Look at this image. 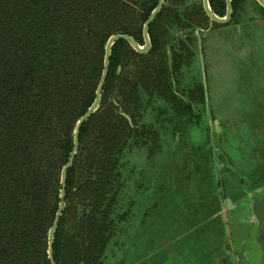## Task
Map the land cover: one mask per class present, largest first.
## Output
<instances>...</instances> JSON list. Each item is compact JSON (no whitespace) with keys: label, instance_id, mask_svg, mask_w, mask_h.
<instances>
[{"label":"trees","instance_id":"1","mask_svg":"<svg viewBox=\"0 0 264 264\" xmlns=\"http://www.w3.org/2000/svg\"><path fill=\"white\" fill-rule=\"evenodd\" d=\"M231 1L234 17L244 0ZM157 3L0 0V264H50L48 229L59 204L60 171L69 160L76 121L95 97L104 46L114 34H129L142 45L143 24ZM209 4L225 15V0ZM209 24L202 0H164L149 27L148 54L124 41L113 45L102 104L82 126L67 173L53 245L56 264H106L111 241L132 215V202L122 209L123 191L142 175L135 164L129 169L125 158L140 152L153 164L166 133L181 151L169 166H181L177 180L186 182L181 189L206 185L204 155L193 146L181 150L180 135L200 124L202 82L195 76L189 85L183 81L186 71L197 68L194 34ZM256 106L255 120L264 128V105ZM260 176L263 181L264 170L255 183Z\"/></svg>","mask_w":264,"mask_h":264},{"label":"rangeland","instance_id":"2","mask_svg":"<svg viewBox=\"0 0 264 264\" xmlns=\"http://www.w3.org/2000/svg\"><path fill=\"white\" fill-rule=\"evenodd\" d=\"M212 25L195 32L197 68L186 71L183 81L189 85L195 76L202 82L200 124L180 135L181 150L193 146L204 155L206 185L181 189L186 184L177 180L181 166L169 167L182 156L171 132L162 136L153 164L140 152L126 156L128 168L135 164L143 175L137 181L144 183L132 178L123 191L122 209L132 202V215L112 240L118 247L114 264H248L245 250L235 251L231 238H249L255 221L264 264V180L254 182L264 170V128L255 120L256 105H264V14L244 0L224 27ZM155 174L162 177L154 179Z\"/></svg>","mask_w":264,"mask_h":264},{"label":"water","instance_id":"3","mask_svg":"<svg viewBox=\"0 0 264 264\" xmlns=\"http://www.w3.org/2000/svg\"><path fill=\"white\" fill-rule=\"evenodd\" d=\"M257 4L264 8V0H255ZM164 0H158L157 5L152 10L148 18L145 20L143 27H142V38H143V44L140 45L132 36L129 34H114L111 35L105 46V54L103 59V71L102 75L100 77V80L98 82L97 89L95 91V97L92 101V105L88 108V110L80 116V118L76 121L75 129L73 132V147L71 150V153L69 155V160L65 163V165L62 167L60 171V189H59V204L56 210V215L53 220L52 225L48 229V239H47V249H48V258L50 261V264H56L54 260V241H55V235L56 230L58 228V224L60 222V219L62 217V211L65 207V191H66V185H67V173L69 169L73 166L74 160H75V154L77 152L78 146H79V134L82 126L87 123L89 118L99 110L101 106V99H102V93L103 89L105 87V82L107 80L108 74H109V64H110V58L112 54V47L113 45L118 41H124L128 43L131 48H133L137 53L141 55L148 54L151 51V40H150V25L154 22L156 17L161 13L162 6H163ZM202 7L205 11L206 16L210 20L211 23H217V24H227L232 17L233 9H232V1L231 0H225V9L226 13L224 16H219L214 13L213 10H211L209 0H202ZM122 116L131 123L130 117L127 116L125 113H121ZM258 223L255 221L253 230L251 232V235L247 239L238 240V238L233 237L231 238V244L233 246V249L235 251H240L241 249H244V258L248 262V264H260L262 261L263 256V249L260 243H257L256 237L258 233Z\"/></svg>","mask_w":264,"mask_h":264},{"label":"crops","instance_id":"4","mask_svg":"<svg viewBox=\"0 0 264 264\" xmlns=\"http://www.w3.org/2000/svg\"><path fill=\"white\" fill-rule=\"evenodd\" d=\"M113 242V246L111 247V249H110V251H109V253H108V261L106 262V264H114L113 262V253H114V251H116L117 252V246L115 245V244H117V240H116V242H115V240L114 241H111V243ZM115 245V246H114ZM114 247H115V250H114ZM169 255H172L173 254V252L172 251H169ZM111 257V260L109 261V258Z\"/></svg>","mask_w":264,"mask_h":264}]
</instances>
